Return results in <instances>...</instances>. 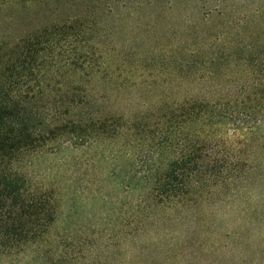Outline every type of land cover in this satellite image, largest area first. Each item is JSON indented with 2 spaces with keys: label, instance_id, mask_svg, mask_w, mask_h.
I'll return each instance as SVG.
<instances>
[{
  "label": "trees",
  "instance_id": "trees-1",
  "mask_svg": "<svg viewBox=\"0 0 264 264\" xmlns=\"http://www.w3.org/2000/svg\"><path fill=\"white\" fill-rule=\"evenodd\" d=\"M46 1L0 0V264H108L110 241L176 226L223 198L235 204L248 150H264V0L236 19L204 0L201 10L214 8L199 30L173 45L150 40L148 24L140 38L114 35L113 4L125 12V0H72L60 13ZM132 146L140 154L121 186L138 195L121 205L119 232L103 247L93 234H50L63 174L72 169L76 196L93 195L103 160ZM60 150L72 157L41 174L50 185H32L33 158ZM207 229L194 221L187 236L249 245L241 232Z\"/></svg>",
  "mask_w": 264,
  "mask_h": 264
},
{
  "label": "rangeland",
  "instance_id": "rangeland-1",
  "mask_svg": "<svg viewBox=\"0 0 264 264\" xmlns=\"http://www.w3.org/2000/svg\"><path fill=\"white\" fill-rule=\"evenodd\" d=\"M221 1L222 8H232L233 19L249 16L255 8L263 5L261 0ZM46 2L49 3L48 9H59L58 13L60 10L72 11V0ZM125 2L127 3V7H124L125 12L113 4V10L121 13V20L112 23L114 35L122 32L125 39L134 32L136 38H140L137 29L148 24L147 27L155 34L150 40L155 42L161 40L165 44L170 42L172 45L185 37V32L190 29L199 30L202 10L214 8L213 4H210L201 10L204 0H125ZM113 43L117 45L118 41L113 39ZM226 128H230L229 125ZM260 148L259 143H254L253 148L248 150L250 176L244 190L243 186H238L240 192L235 204L228 201L232 199H220L203 208L201 215L184 213L176 226L166 225L167 228L164 229H150L140 233L133 240L122 237L120 242L110 241L109 246L101 250V255L108 257L105 252L111 254L108 264H264V150L262 153ZM139 154L140 151L132 146L127 151L124 149L122 152L112 153L110 157L101 161L100 170L93 184L97 193L86 195L84 198L76 196L77 188H72V169L68 174L64 173L52 194L56 202V221L49 230L50 234L55 236L93 234L94 245L103 247L107 242L106 236L119 232L120 221L123 218L122 212H119L121 205L137 198L138 192L130 190L125 193L121 182L133 175L132 166ZM67 156L72 157V150H60L51 156L44 154L42 157L33 158L28 170L30 183L50 185V177L41 174L48 173L53 165L63 164ZM30 159L32 158L27 160ZM112 172H118L116 174L119 175L111 177ZM244 210L248 212L246 216H243ZM194 221L205 224L208 227L207 232L214 236L226 231L241 232L249 245L238 248L237 246L241 245L236 244L233 236L232 241L217 239V243L211 242L205 234L206 230L195 231L190 238L187 236V230ZM190 239L191 241H188ZM113 244L115 247H112ZM226 244L229 245V250L223 248ZM199 246L202 249H199ZM86 255L89 256L86 258L90 263L92 260L97 262L103 260V257L94 258L91 253Z\"/></svg>",
  "mask_w": 264,
  "mask_h": 264
}]
</instances>
